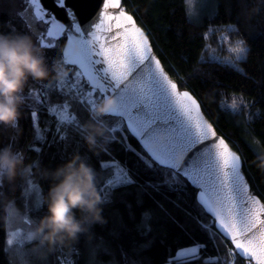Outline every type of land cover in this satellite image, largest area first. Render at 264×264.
<instances>
[{"label": "trees", "instance_id": "trees-1", "mask_svg": "<svg viewBox=\"0 0 264 264\" xmlns=\"http://www.w3.org/2000/svg\"><path fill=\"white\" fill-rule=\"evenodd\" d=\"M26 7L25 0H0V31L27 34L45 63L59 59L68 73L76 71L64 62L65 37L59 43L52 41L54 48L41 47L37 33L45 32L49 25L33 21L38 29L32 33L28 14L18 15ZM121 7L145 31L153 52L179 88L197 98L204 116L239 153L250 190L264 199V170L255 163L258 149L253 143L259 139L264 144V0H215L207 15L196 18L190 16L186 0H121ZM253 7L258 11L250 12ZM227 26L234 27L231 38L243 40L249 49L246 60L238 65L243 72L209 56L210 47L217 44L216 30H225ZM209 28L214 33L207 36ZM52 76L49 71L43 77L26 78L19 93L17 130L0 125V143L18 151L22 161L20 174L12 178L11 187L4 191L33 223L47 211L45 200L52 181L45 177L44 170L56 168L79 151L96 171V186L105 201L106 222L92 225L89 233L81 234L77 241L58 245L38 256L33 251L35 242L25 240L20 246L7 243V220L0 210V264H168L178 250L194 244L203 247L193 264H233V260L235 264H249L248 260L229 254L232 245L217 232L211 217L199 206L196 189L181 177L184 191H172L165 183L171 179V172L159 165L150 167L145 162L148 155L129 132L120 131L118 119L107 114L102 117L109 128V138L103 142L102 150L89 151L81 125L93 119L91 106L73 99L75 91H69V74L63 80H52L44 88L41 81ZM88 89L84 83L83 93ZM79 100L85 99L81 96ZM233 101L238 106L235 109ZM65 102L71 103V116L76 123L62 126L58 135V112L54 116L49 110L56 111L53 106ZM33 112L37 113L35 121ZM112 128L117 131L112 132ZM60 135L66 139L60 140ZM38 136L44 139L39 140ZM108 162H117L134 183L107 186L105 180L113 170L111 165H103ZM25 165H31L26 173ZM173 221L184 225L189 236L176 239ZM203 225H210L212 231ZM150 241L151 245L144 247ZM172 264L181 261L173 260Z\"/></svg>", "mask_w": 264, "mask_h": 264}, {"label": "snow or ice", "instance_id": "snow-or-ice-1", "mask_svg": "<svg viewBox=\"0 0 264 264\" xmlns=\"http://www.w3.org/2000/svg\"><path fill=\"white\" fill-rule=\"evenodd\" d=\"M25 2L27 7L18 15L23 17L28 14L29 28L33 27V21L52 25L45 32L37 33L41 47L54 48L56 44L52 41L59 43L61 37H66L69 45L75 42L74 51L66 47L63 52L65 64L76 69L78 80L89 86V97L97 93L102 99L111 92L116 104L106 114L119 120L120 131L130 132L139 140L149 157L145 162L150 167L159 165L171 172V179L165 183L172 191H184L181 177L199 190V206L211 215L212 224L234 246L229 250L230 255L247 258L249 264L252 261L264 264V199L250 190L242 172L241 156L205 119L197 98L188 90H180L178 83L154 54L149 37L132 15L121 7V0H102V8L95 17L98 22L89 23L87 27L81 26L73 9L78 7L87 21L89 10L96 7L95 0H77L71 7L67 0H55L57 6L65 9L71 18L69 27L51 16L42 0ZM112 10L118 12L114 14ZM231 51L235 56L227 63L238 72H243L238 65L246 60L249 51L245 42L238 41ZM84 83L75 86L73 99L93 107L96 99L79 100L84 94ZM69 91L71 93L72 89ZM53 107L56 111H49L54 116L60 113L56 117L59 135L62 126L71 127L76 121L71 116L70 102ZM232 107L235 109L238 106L233 104ZM66 111L68 115L64 114ZM32 117L37 120V113L33 112ZM111 131L116 132L117 129L112 128ZM59 138L65 140L66 136L60 135ZM37 139L43 140L44 137L38 136ZM111 167L115 169V175L109 181L110 185L134 183L117 162H113ZM173 224L176 239L189 236L184 225L175 221ZM203 227L212 231L210 225ZM13 236L16 239H9V245L14 242L17 246L23 244V238L18 233H13ZM151 243L144 247H149ZM202 247L201 244H194L181 248L168 264H172L173 260L193 264L200 258Z\"/></svg>", "mask_w": 264, "mask_h": 264}, {"label": "clouds", "instance_id": "clouds-1", "mask_svg": "<svg viewBox=\"0 0 264 264\" xmlns=\"http://www.w3.org/2000/svg\"><path fill=\"white\" fill-rule=\"evenodd\" d=\"M258 11L253 7L250 12ZM49 71L53 76L41 81L44 88L52 80H61L68 70L59 59L45 63L31 38L18 31H0V125L18 128V103L20 89L26 78H39ZM116 104L114 96L99 99L91 107L92 120L81 125L84 143L89 151L103 149V142L109 138V128L102 117ZM253 143L258 152L255 163L264 170V144L259 139ZM177 158H180L178 153ZM21 155L8 144L0 143V210L8 221L23 218L21 209L7 198L5 188L11 187L12 178L20 174ZM31 165H25L28 172ZM44 175L50 183L45 200L47 211L36 219L24 239L35 242L33 251L38 256L52 251L58 245L75 242L81 234H88L92 225L105 223V203L96 186V171L79 152H73L68 159L54 169H45Z\"/></svg>", "mask_w": 264, "mask_h": 264}, {"label": "rangeland", "instance_id": "rangeland-1", "mask_svg": "<svg viewBox=\"0 0 264 264\" xmlns=\"http://www.w3.org/2000/svg\"><path fill=\"white\" fill-rule=\"evenodd\" d=\"M213 2H215V0H186V4L189 8V14L191 17H195V18L198 17L199 15L200 16L204 14L207 15V13L210 12L213 6ZM31 29H32V33H36L38 28H36L35 24H33V27ZM233 29H234L233 26H227L225 30H222V29L216 30L215 32L216 36H214V39L217 44L216 46L210 47V54H209L212 60L220 61L222 63L228 64L227 61L230 58H234L235 53H233L231 49L237 45V42L239 40L231 38V36L233 35L232 33ZM211 33H214V30L209 28V31L207 32L206 35L210 36ZM68 74L70 75V78L72 79L71 81H69L70 88L73 91H75L76 90L75 86L83 82L78 80L76 76V71H69ZM90 90L91 89H88L84 92L82 99L83 98L85 100L86 99H96V101H98L100 98L97 93H93L92 97L88 96V92ZM233 104L236 105L234 101L231 103V105ZM64 114L67 115L66 112ZM59 115L60 113L58 112V116ZM112 163L113 162L103 163V165H111ZM114 175H115V169L113 168L111 175L105 180V183L107 186H113L109 184V181L114 179ZM31 226H32V223L26 219V216L24 214H23V218L20 220H13V221L7 220L8 240L13 239L15 241L16 237L13 236V233H18L19 237L23 238V241H25L24 236L27 233V231L31 228Z\"/></svg>", "mask_w": 264, "mask_h": 264}, {"label": "water", "instance_id": "water-1", "mask_svg": "<svg viewBox=\"0 0 264 264\" xmlns=\"http://www.w3.org/2000/svg\"><path fill=\"white\" fill-rule=\"evenodd\" d=\"M67 2H68V6H73V5H75L76 4V2H77V0H67ZM42 4H43V6H44V8H46L47 10H48V12L51 14V16H54L55 18H56V21H58L60 24H63V25H65L66 27H69L70 25H71V18L70 17H68L67 16V14H66V10L65 9H61V8H59L58 6H57V4L55 3V0H42ZM95 5H96V7L95 8H93V9H90L89 10V15H88V20L87 21H85L84 20V16L81 14V12H80V9L78 8V7H74V11H76V13H77V16H78V20L81 22V26L82 27H87L88 26V24L89 23H92V22H98V20H95V17L97 16V14H98V11H99V9H101L102 8V0H95ZM113 11V13L115 14L116 12H118V10H112ZM125 11V10H124ZM34 12H35V9H34ZM127 12V11H126ZM129 15H131L129 12H127ZM133 17V16H132ZM133 19H134V17H133ZM135 20V19H134ZM137 23V22H136ZM138 25V24H137ZM50 26H52V25H49V27ZM139 26V25H138ZM140 27V26H139ZM145 32V31H144ZM145 35H147L146 33H145ZM150 42V41H149ZM66 47H70V49L71 50H75L76 49V44H75V42L73 41V43L71 44V45H69V42H68V40H67V38L65 37V42H64V46H63V52H64V50H65V48ZM155 54V53H154ZM65 58V57H64ZM173 79V78H172ZM174 80V79H173ZM181 91H184V89H180ZM108 95H111V96H113L112 94H111V92H109V94ZM202 111V110H201ZM203 113V112H202ZM205 117V116H204ZM205 119H207L206 117H205ZM208 120V119H207ZM209 121V120H208ZM130 133V132H129ZM131 134V133H130ZM132 135V134H131ZM218 135H220V134H218ZM133 136V135H132ZM221 136V135H220ZM137 141H138V143L140 144V146L142 147V149L144 150V148H143V146H142V144L139 142V140L135 137V136H133ZM231 147V146H230ZM232 148V147H231ZM233 149V148H232ZM234 150V149H233ZM145 151V150H144ZM234 151H236V150H234ZM146 152V151H145ZM237 152V151H236ZM238 153V152H237ZM147 154V153H146ZM239 154V153H238ZM189 157H186L185 159H188ZM242 172H243V170H242ZM244 174V173H243ZM245 176V175H244ZM245 179H246V177H245ZM190 183V182H189ZM191 184V183H190ZM191 186H193L192 184H191ZM193 188H195L196 189V187L195 186H193ZM249 188H250V186H249ZM198 195H199V190L198 189H196V197H198ZM255 195V194H254ZM208 214V213H207ZM210 217H211V215L210 214H208ZM211 219L213 220V218L211 217ZM214 227H215V229L217 230V232L224 238V239H226L224 236H223V234L219 231V229L214 225ZM227 240V239H226ZM230 244H231V242L229 241V240H227ZM232 245V244H231ZM232 247H234L233 245H232ZM243 258V257H242ZM243 259H245V260H248L247 258H243ZM252 263L253 264H255V261H252Z\"/></svg>", "mask_w": 264, "mask_h": 264}]
</instances>
